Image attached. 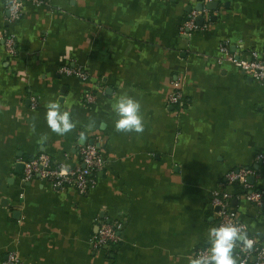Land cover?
<instances>
[{"label":"crops","instance_id":"0c3cea01","mask_svg":"<svg viewBox=\"0 0 264 264\" xmlns=\"http://www.w3.org/2000/svg\"><path fill=\"white\" fill-rule=\"evenodd\" d=\"M40 1L9 22L0 0V264L12 250L26 264H188L207 247V229L219 226L212 193L229 171L258 168L249 182L264 190L255 161L264 152V86L222 51L264 54V0ZM191 10L201 12L199 27L183 33ZM66 65L89 78L61 73ZM177 88L182 99L173 104ZM122 93L140 101L143 134L114 130ZM57 99L78 122L65 136L45 120V105ZM93 142L105 166L86 194L38 176L23 181L17 171L43 152L78 163L79 145ZM225 188L264 245V207ZM102 219L123 223L122 240L96 251L89 239Z\"/></svg>","mask_w":264,"mask_h":264},{"label":"built area","instance_id":"2783aa9c","mask_svg":"<svg viewBox=\"0 0 264 264\" xmlns=\"http://www.w3.org/2000/svg\"><path fill=\"white\" fill-rule=\"evenodd\" d=\"M28 2L40 4L41 1L18 0L16 12L10 14L7 9L6 0H4L5 9L8 12V21L14 22L21 18L25 5ZM200 13L201 12L197 10H191L188 13L181 27L183 33H190L199 27L196 23V19ZM3 36L8 52L12 54L16 53L14 35L10 33L8 29H5ZM222 51L227 54L228 59L235 63L241 71L250 75L264 86V54L258 51H252L250 58H245L237 53H229L226 45L222 46ZM60 71L66 75L76 76L81 80H87L89 78L88 73L82 66L66 65L62 66ZM85 99L88 103H93L96 99V95L93 92H87L85 93ZM181 99L182 92L178 88L174 90L169 97V101L173 104L180 102ZM35 105L36 99H33L32 107H35ZM78 152L80 161L75 164L66 161H58L45 152L29 158L23 161L24 170L22 180L29 181L35 176H38L42 180L47 181L55 190L63 191L68 188H74L80 194H86L90 189L96 186L98 179L97 173L105 166V159L101 152V146L97 142L79 145ZM255 161L258 167L264 166V152H259ZM61 166H67L68 171L61 174ZM251 176L254 178L260 176L258 168L250 166L233 169L225 175L223 187L213 191L211 202L213 207L217 208L216 215L219 225L226 221H231L244 225L247 230L246 224L239 219L236 210L232 207L231 201L233 195L225 188L227 185L239 183L245 190L241 194L245 195L247 200L258 206L264 207V190L255 188V185L248 181V178ZM99 223L98 231L89 239V243L94 250L98 251L103 248L114 246L122 240V222L118 220L102 219ZM250 237L254 236L250 235ZM256 247L259 250V255L257 256L255 252L249 255L247 258L248 264H264V245L258 239ZM205 248L206 247L198 249L196 254L203 252ZM5 264H26V262L16 251L12 250L8 252Z\"/></svg>","mask_w":264,"mask_h":264},{"label":"clouds","instance_id":"9594fccd","mask_svg":"<svg viewBox=\"0 0 264 264\" xmlns=\"http://www.w3.org/2000/svg\"><path fill=\"white\" fill-rule=\"evenodd\" d=\"M8 12L14 14L18 7V0H6ZM115 95V94H114ZM64 103H67L66 101ZM45 120L52 133L65 136L73 132L77 123L72 120L71 109L61 107L59 99L49 101L45 105ZM112 111L117 117L114 130L117 133L143 134L145 131L142 115V105L138 99L127 93H122L112 105ZM93 120L90 129L95 127ZM47 140V136L42 137ZM81 141H86L85 132L79 134ZM68 171L67 166H61V174ZM258 235V233H257ZM207 247L195 256L187 257L188 264H248V256L252 253L259 255L257 239L250 237L245 226L231 221L211 226L206 233Z\"/></svg>","mask_w":264,"mask_h":264},{"label":"water","instance_id":"95a60500","mask_svg":"<svg viewBox=\"0 0 264 264\" xmlns=\"http://www.w3.org/2000/svg\"><path fill=\"white\" fill-rule=\"evenodd\" d=\"M202 6L200 5L199 6V9L201 8ZM24 169V163L23 162H21V163H18L17 164V171L18 172H22V170ZM253 179V177H249L248 178V181H251ZM216 210H217V208H216Z\"/></svg>","mask_w":264,"mask_h":264},{"label":"trees","instance_id":"16d2710c","mask_svg":"<svg viewBox=\"0 0 264 264\" xmlns=\"http://www.w3.org/2000/svg\"><path fill=\"white\" fill-rule=\"evenodd\" d=\"M235 187H236V189H237V191H236V194H241V193H243L245 190L243 189V187L239 184V183H236L235 184Z\"/></svg>","mask_w":264,"mask_h":264}]
</instances>
